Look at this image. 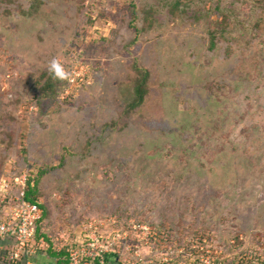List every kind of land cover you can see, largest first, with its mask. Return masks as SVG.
Listing matches in <instances>:
<instances>
[{
    "label": "rangeland",
    "instance_id": "rangeland-1",
    "mask_svg": "<svg viewBox=\"0 0 264 264\" xmlns=\"http://www.w3.org/2000/svg\"><path fill=\"white\" fill-rule=\"evenodd\" d=\"M25 174L43 220L20 264L111 218L264 264V0H0V185Z\"/></svg>",
    "mask_w": 264,
    "mask_h": 264
},
{
    "label": "built area",
    "instance_id": "built-area-1",
    "mask_svg": "<svg viewBox=\"0 0 264 264\" xmlns=\"http://www.w3.org/2000/svg\"><path fill=\"white\" fill-rule=\"evenodd\" d=\"M68 72L74 77L71 83L84 80L77 70ZM28 181L29 175L25 174L16 178L15 186L7 180L0 185L7 194L0 199V264H20L36 254L33 243L43 211L38 203L26 200ZM12 187L17 188V194ZM192 241L189 243L197 249L196 255L184 246L176 254L157 226L136 220L119 225L117 218L94 220L68 246L67 264H212L218 252L210 254L205 248L207 238L197 237ZM5 244H8L6 248ZM42 244L47 245L45 241Z\"/></svg>",
    "mask_w": 264,
    "mask_h": 264
},
{
    "label": "trees",
    "instance_id": "trees-1",
    "mask_svg": "<svg viewBox=\"0 0 264 264\" xmlns=\"http://www.w3.org/2000/svg\"><path fill=\"white\" fill-rule=\"evenodd\" d=\"M213 46H215V40L213 39ZM137 76L134 81V89H133V100L129 103V106L125 110V113L128 114L130 111L135 110L136 108L140 107L145 97L148 93V82L150 79V72L146 69H143L140 67L137 63L134 64ZM54 73V72H53ZM60 80V79H59ZM63 82V80H61ZM64 81L67 82V79ZM65 82V83H66ZM50 86V85H49ZM34 181H32V176L29 175V181H28V192L26 196V200L30 203H36V194L37 190L35 189V186L33 185ZM13 188L14 194H17V189ZM37 238V236H36ZM51 256L56 259H60L58 264H67L68 263V255L65 251L64 253H51ZM61 257V258H60ZM228 262H219L218 264H226Z\"/></svg>",
    "mask_w": 264,
    "mask_h": 264
},
{
    "label": "clouds",
    "instance_id": "clouds-1",
    "mask_svg": "<svg viewBox=\"0 0 264 264\" xmlns=\"http://www.w3.org/2000/svg\"><path fill=\"white\" fill-rule=\"evenodd\" d=\"M49 72L53 74L54 79L65 80L68 78V74L65 72L64 68L58 60H53L49 66Z\"/></svg>",
    "mask_w": 264,
    "mask_h": 264
},
{
    "label": "crops",
    "instance_id": "crops-1",
    "mask_svg": "<svg viewBox=\"0 0 264 264\" xmlns=\"http://www.w3.org/2000/svg\"><path fill=\"white\" fill-rule=\"evenodd\" d=\"M52 259H53V258H52ZM55 260H58V263H59V260H60V259H59V258H58V259L55 258ZM23 264H24V263H23Z\"/></svg>",
    "mask_w": 264,
    "mask_h": 264
}]
</instances>
